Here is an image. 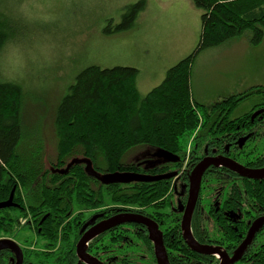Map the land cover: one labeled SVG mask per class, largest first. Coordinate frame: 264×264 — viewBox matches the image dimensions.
I'll return each mask as SVG.
<instances>
[{"label": "trees", "instance_id": "16d2710c", "mask_svg": "<svg viewBox=\"0 0 264 264\" xmlns=\"http://www.w3.org/2000/svg\"><path fill=\"white\" fill-rule=\"evenodd\" d=\"M6 2L0 0V55L19 32V25L9 19L10 14L4 7ZM193 3L202 11V16L200 40L192 54L171 67L163 82L145 96L137 88L139 70L136 68L89 66L83 69L59 102L54 130L57 144L51 145L49 153L41 149L31 152L22 149L25 139L24 91L17 83L0 81V203L8 201L14 191V204L24 208L15 206L0 210V239L15 237L20 232L19 221L27 218L24 214L27 207L33 211L44 210L52 218L51 212L60 202V224L54 235L70 217L68 214L75 205L93 207L110 203L159 210V206L171 201L168 197L172 194L170 181L103 186L86 172L84 163L76 162L88 161L102 176L164 173L168 163L154 164L156 159L152 155L158 150L171 153L180 159L182 167L189 146L191 151L193 144L197 148L206 145L201 130L208 123L209 111L225 107L222 110L230 119L237 106L251 97H262L258 104L264 106V88L259 86L234 95L209 110L195 102L191 92L192 70L201 53L219 48L245 33L250 34V43L254 47L263 42L264 0H193ZM145 7L143 0L127 6L120 23L110 22L104 33L110 36L130 31ZM248 117L249 114H243L237 121L248 120ZM142 161H148L149 167H139ZM242 163L246 164L245 161ZM209 171L203 179L199 201H215L221 193L224 212H231V218L256 219L249 208L241 205L256 200L264 204V182L240 181L239 175L225 168ZM217 190L220 191L214 193ZM49 204L53 208L50 209ZM150 214L154 215V210ZM210 217H213L212 213ZM193 226L195 229V219ZM235 228H238L237 232ZM240 228L235 222L222 227V240L232 257L246 238V223ZM63 232L66 239L68 235L74 236V230ZM134 233L131 229H120L113 234V239L107 243L112 263L156 264L153 243L146 235H140L138 239ZM194 236L202 242L196 230ZM168 237H165L164 246L171 264L219 263L216 258L193 253L183 240L180 226ZM255 241L235 264H264V229ZM70 245L67 247L72 248ZM3 255L8 259L9 254Z\"/></svg>", "mask_w": 264, "mask_h": 264}, {"label": "rangeland", "instance_id": "374dc122", "mask_svg": "<svg viewBox=\"0 0 264 264\" xmlns=\"http://www.w3.org/2000/svg\"><path fill=\"white\" fill-rule=\"evenodd\" d=\"M139 1L7 0L4 7L19 32L1 52L0 81L17 83L24 91L22 149L52 151L59 102L86 67L136 68L140 93L147 95L171 66L192 54L202 16L193 0H143L145 10L133 29L104 33L110 22L120 23L127 6ZM257 86L264 88V40L254 47L249 33L204 51L192 70V97L206 110ZM261 100L247 99L230 117L250 112ZM28 235L22 231L18 240Z\"/></svg>", "mask_w": 264, "mask_h": 264}, {"label": "flooded vegetation", "instance_id": "af4514ba", "mask_svg": "<svg viewBox=\"0 0 264 264\" xmlns=\"http://www.w3.org/2000/svg\"><path fill=\"white\" fill-rule=\"evenodd\" d=\"M257 105H259V107ZM247 114H249L248 120L237 121L243 115L235 118L230 117V119H228L226 112L223 111L222 108L209 111L208 123L206 124V127L201 130V136H205L204 141L206 142V145L202 148H197V146L193 144L192 150L187 153V156L182 163V167H180V159L175 162H167L163 159L154 158L153 154L152 157L156 159L154 164L157 163V165H161L163 162L168 163L169 167L167 171L156 174H150V172L140 174L133 173L151 177L175 174V177L173 178L160 180L171 182L172 194L168 195L171 201H165L166 203L159 206V210L154 207L138 209L135 207L129 208L127 206L111 205L110 203L107 205L100 204V206L96 205L93 207H80L79 205H75L73 211L71 210L68 214L70 217L64 221L56 235H54L53 232L55 228L60 224V221H58L61 210L60 202L56 204L54 211L51 212L54 214L52 218H50V213H45L44 210L33 211L27 207V209H25L26 212L24 213L27 215V218H22L19 221L20 232L15 237L2 238L0 241L10 240L19 246L23 256L22 264H88L79 256L78 252V245L88 232L114 217L122 215H139L147 218L157 226L158 231L161 233L164 245L165 237H170L172 233L174 234V232H177L178 226H180L183 240L186 243L182 223L189 206L191 177L196 167L202 161L224 159L232 161L249 170H264V165L260 164L261 162L264 163V106L256 104L250 112L245 113V115ZM254 151H257L258 154ZM242 161H245L246 164H243ZM138 165L144 169L149 167L148 161H142ZM220 168L228 169L226 167L212 165L203 175L198 200L190 219V233L194 241L200 246L204 248L219 249L221 253H226L232 259L234 257H232L228 251V245L224 242V239L222 240V227L225 225L229 227L235 222L237 226L242 228V225L246 223L248 227L246 233L247 238L252 226L259 220L264 219V204L258 200L251 203L246 201L241 206L243 208H249L252 213H254V216H257L256 219H243V216L233 219L230 217L231 212H224L222 201L220 200L222 196L221 193L217 194L215 201H199L203 188V179L206 177L207 173L211 172L209 170ZM240 177L241 176L237 178L240 181L247 179ZM247 180H261V183L264 182V178ZM97 181L100 182L99 180ZM218 191L220 190H217L214 193H217ZM15 206V208L18 209H24L19 204H16ZM44 206L47 207L48 205L44 204ZM49 208H53L52 205L49 204ZM153 210L155 214L151 215L150 212ZM210 213H212L213 217H210ZM226 214L229 215V217H227ZM194 219L195 229L193 226ZM70 224L71 226L69 227L68 225ZM65 226H68L69 228H65ZM69 229L74 230V236L69 237L68 235L66 239L63 230L68 232ZM120 229H131L135 232L134 235L137 236L138 239H140V235H146L150 240V230L146 225L125 223L109 228L95 236L86 246V256L89 259L95 260L98 264H113L107 243L113 239V234ZM263 229L264 225L254 234V240L252 238L249 244L256 242L255 237H257ZM44 230L45 232H43ZM195 230L196 235L202 239V242L195 238ZM22 231H27L29 235L20 242L18 238ZM235 231L237 232L238 228H235ZM65 239L67 240L66 242ZM41 240L48 241L41 243ZM244 241L245 240L239 244L238 248L241 247ZM69 244L72 245V248L67 247ZM249 244L245 249L249 247ZM186 245L188 246L187 243ZM189 249L191 248L189 247ZM154 252L157 262L156 264H159L155 246ZM4 253L7 255L9 254L8 259L5 258L3 255ZM193 253L207 258H216L219 262L218 264H223L222 259L215 255L200 254L195 251H193ZM254 256H256V254H254ZM168 261L169 264H171L169 257ZM0 264H17L16 253L11 250L1 251ZM137 264H152V262H141Z\"/></svg>", "mask_w": 264, "mask_h": 264}, {"label": "water", "instance_id": "95a60500", "mask_svg": "<svg viewBox=\"0 0 264 264\" xmlns=\"http://www.w3.org/2000/svg\"><path fill=\"white\" fill-rule=\"evenodd\" d=\"M153 157L156 159H163L167 162H175L179 159L177 156L171 153L165 152L163 150L156 151ZM76 163L78 164L84 163L86 165V172L106 186L114 185V184L128 185L131 183H151V182H157L163 179H170V178L175 177V174L151 177V176H143V175H138V174H133V173H124V174L116 173V174H107V175L102 176L101 174H99L92 168V165L88 161H79ZM212 165L226 167L234 171L235 173H237L242 178H247V179H263L264 170L263 171L249 170L232 161L224 160V159L204 160L196 167L191 177L190 192H189V206H188V210L186 212V215L184 216L183 223H182L184 239L186 243L193 251L197 253L215 255L219 257L220 259H222L223 264H235L239 260V257L241 256L242 252L248 246L254 234L259 230V228H261L264 225V219L259 220L257 223H255L252 226V228L250 229L248 233L247 238L245 239L241 247L236 251L234 258L232 259L226 253L224 252L221 253L219 249L204 248L194 241L190 233V219H191V215L193 213L195 204L198 200L203 175L206 172V170ZM12 207H15L14 191L11 193L8 201L0 203V210L12 208ZM125 223H138V224L146 225L150 230V240L153 242L155 246L159 264H169L167 253H166L164 243H163V239H162L161 233L158 231L157 226L154 223H152L150 220H148L147 218L143 216H139V215L117 216V217H114L108 220L105 223H102L100 226L92 229L90 232H88L83 237V239L78 245L79 256L83 260H85L88 264H98L95 260L89 259L86 256L87 244L95 236L99 235L103 231L109 228H112L114 226L125 224ZM4 250L14 251L17 255V264H22V257H23L22 252L16 243L10 240H1L0 241V252Z\"/></svg>", "mask_w": 264, "mask_h": 264}, {"label": "crops", "instance_id": "0c3cea01", "mask_svg": "<svg viewBox=\"0 0 264 264\" xmlns=\"http://www.w3.org/2000/svg\"><path fill=\"white\" fill-rule=\"evenodd\" d=\"M175 62V61H174ZM173 61L172 62H170V64H172V63H174ZM176 65V64H175ZM169 65H167L164 69L167 71V67H168ZM174 66V65H173ZM173 66H171V67H173ZM170 67V68H171ZM139 85H142V82H141V80L138 78V80H137V86H138V90H139ZM139 92H140V90H139ZM141 94V93H140ZM141 95H143V96H145L146 95V93H144V94H141ZM195 101V100H194Z\"/></svg>", "mask_w": 264, "mask_h": 264}]
</instances>
